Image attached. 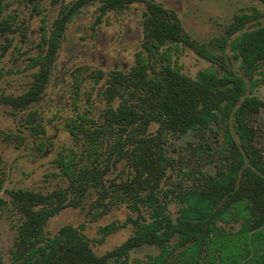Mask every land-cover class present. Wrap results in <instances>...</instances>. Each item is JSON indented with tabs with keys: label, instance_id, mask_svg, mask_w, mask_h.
<instances>
[{
	"label": "trees",
	"instance_id": "1",
	"mask_svg": "<svg viewBox=\"0 0 264 264\" xmlns=\"http://www.w3.org/2000/svg\"><path fill=\"white\" fill-rule=\"evenodd\" d=\"M88 1L61 4L50 28L41 17L37 52L28 57V66L36 68L33 80L18 95L0 89V104L26 109L40 98L65 28ZM100 1L103 13L126 7L131 0ZM140 1L144 4L142 48L135 52L127 72L113 70L106 75L107 106L101 121L82 111L65 122L73 141L82 145L80 150L59 152L54 158L67 185L45 193L27 188L8 192L22 217L10 264H107L110 258L127 264L129 250L143 244L155 245L159 252L141 264H166L175 252L183 258L179 264H264V156L253 144L256 130L249 121L264 107V101L252 94L258 83L255 74L264 63V21H259L264 13L234 14L225 34L217 39L220 54L213 57L184 32L173 10L154 0ZM7 7L8 0H0V18ZM254 21L257 24L252 25ZM8 27L7 18L0 21L2 33ZM180 44L217 62V68L201 69L194 78L185 75L178 65ZM155 60L159 61L157 69L152 67ZM234 61L239 70L233 67ZM80 82L78 78L73 81L75 94ZM114 99L118 100L115 106ZM27 117L31 135L45 132L42 124L31 121L32 112ZM152 122L157 127L149 133ZM216 130L222 134L224 167L214 174L201 173L194 186L177 190L174 195L180 207L173 218L158 194L166 197L173 192L159 188L172 162L166 144L171 135L193 131L205 137ZM122 158L130 171L120 183H112L120 190L115 201L130 199L138 212L140 206L149 208L148 220L134 221L135 230L101 255L92 250L80 226L65 224L53 235L45 232L49 218L66 206H78L90 188L98 189L100 198L107 196L105 175ZM3 202L0 198V207ZM230 221L239 222L237 229L225 230L219 225ZM118 228L114 223L101 227L98 241ZM173 237L176 240L171 244Z\"/></svg>",
	"mask_w": 264,
	"mask_h": 264
},
{
	"label": "rangeland",
	"instance_id": "2",
	"mask_svg": "<svg viewBox=\"0 0 264 264\" xmlns=\"http://www.w3.org/2000/svg\"><path fill=\"white\" fill-rule=\"evenodd\" d=\"M73 0H8V7L0 21L8 19L10 27L0 31V89L5 94L18 95L28 89L36 68L28 66V57L37 52L41 28L40 19L45 17L50 28L61 4ZM173 10L181 20L184 32L194 41L203 44L204 51L213 57L220 52L217 39L225 34L236 13H264V0H154ZM100 0H90L81 6L68 22L63 33L49 80L40 98L26 109L13 110L0 104V264H10V250L22 217L9 196V190L27 188L38 192L55 190L67 185L66 178L55 165L59 152L80 150L82 145L71 138L65 122L76 112H85L96 122L107 106L105 95L106 75L113 70L127 72L134 63L135 52L142 48V12L144 4L131 0L126 7L99 10ZM98 19V20H97ZM259 21H264L260 17ZM257 24L256 21L251 22ZM231 53L230 49H226ZM181 72L194 78L197 72L218 64L195 52L185 44L179 45ZM159 61H153L157 69ZM233 67L238 69V61ZM102 74V75H101ZM255 77L257 85L252 94L264 101V63L260 64ZM80 79L78 93L73 91V81ZM117 99L112 105L117 104ZM32 112V122H38L45 132L31 135L26 119ZM250 123L256 130L253 144L264 156V107L252 114ZM30 123V122H29ZM214 126V125H213ZM157 124L150 123L147 132L153 133ZM215 127V126H214ZM232 127V126H231ZM21 135L23 139L20 141ZM222 134L207 132L205 137L193 131L173 136L166 144V154L172 160L160 180L159 188L171 189L168 196L159 194L166 205V212L173 218L180 202L174 193L194 186L201 173L214 174L223 166L225 150L221 147ZM41 144H43L41 149ZM130 168L122 158L109 167L105 175L108 195L100 198L98 189L90 188L78 206H66L49 218L45 232L53 235L65 224L82 227L92 250L101 255L119 245L137 226L134 221L149 219L150 209L140 206V212L132 208L130 199L115 201L120 192L112 183H120ZM74 194H70V197ZM98 213L94 217V213ZM114 223L119 228L106 235L102 242L101 227ZM225 230H234L239 222H219ZM173 237L170 243H174ZM159 249L152 244H143L129 250L126 263L141 264L149 261ZM180 254L175 252L166 264H179ZM182 263V262H181ZM107 264L115 263L110 258ZM184 264V263H182Z\"/></svg>",
	"mask_w": 264,
	"mask_h": 264
}]
</instances>
